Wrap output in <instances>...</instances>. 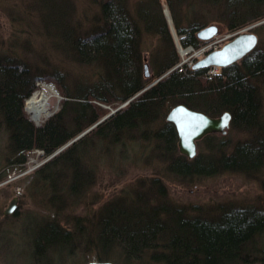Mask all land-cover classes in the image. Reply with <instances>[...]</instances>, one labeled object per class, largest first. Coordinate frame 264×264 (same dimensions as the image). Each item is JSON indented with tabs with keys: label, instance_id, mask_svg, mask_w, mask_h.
<instances>
[{
	"label": "trees",
	"instance_id": "obj_1",
	"mask_svg": "<svg viewBox=\"0 0 264 264\" xmlns=\"http://www.w3.org/2000/svg\"><path fill=\"white\" fill-rule=\"evenodd\" d=\"M59 1L47 6L50 11L41 15L40 24L48 36H55V47L79 66L92 67V75L71 91L68 75L44 58L40 65L26 58L0 56V129L7 135L9 154L17 156L15 165L23 166L25 155L34 149H41L46 156L53 155L101 121L102 108L94 102L118 106L133 99L71 143L38 174L62 163L71 168L79 166L78 156L83 155L93 138L125 148L128 142H146L153 137L171 154L178 140L176 129L169 122L158 123L164 113L177 106L210 117L230 113V127L250 133L251 142L240 143L232 153L218 156L215 148L222 149L212 142L214 134L208 135L204 140L208 151L215 152L213 157L206 153L187 162L182 155L173 162L175 174L201 178L235 172L249 177L264 168V49L259 43L241 61L223 68L213 80H207L206 68L185 73L172 71L163 77L179 60L160 0H140L136 7L131 0H92L95 9L83 20L75 19L66 0ZM166 1L182 45L203 44L197 32L206 25L193 23L185 28L180 19L183 9L187 10L182 6L184 0ZM208 1L216 5L221 1V21L229 30H242L264 20V0H239L237 4L236 0H203L209 4ZM146 35L158 38L149 59V77L145 76L142 51ZM38 80L55 82L65 97L60 111L41 126H36L24 113V101L35 91ZM152 127L157 129L152 131ZM219 145L223 146L224 141ZM86 178L82 173L71 176L78 182ZM154 181L151 180L147 191H136L129 204L100 214L84 230V242L97 249L98 260L120 264H253L258 257L264 259L259 248L264 244L263 208L230 210L232 216L225 211L215 212L214 217H191L168 204L162 185ZM49 226L36 240L39 253L51 247L50 242L72 241L70 232Z\"/></svg>",
	"mask_w": 264,
	"mask_h": 264
},
{
	"label": "rangeland",
	"instance_id": "obj_2",
	"mask_svg": "<svg viewBox=\"0 0 264 264\" xmlns=\"http://www.w3.org/2000/svg\"><path fill=\"white\" fill-rule=\"evenodd\" d=\"M55 1L57 0H0V56L26 58L40 65H43L41 60L44 58L51 66L68 75L67 85L71 91H75L82 80L92 75V67L79 66L62 49L55 47L53 45L55 36H48L40 24L41 15L48 14L46 12L50 11L49 7L55 4ZM66 1L70 5L67 9L74 10V17L77 20L89 17L95 9L92 0ZM139 1L131 0L132 6L136 7ZM160 1L179 60L169 71L170 73L195 70L197 61L204 59L207 55L205 53L211 47H220L238 36L240 32L254 33L258 37V46L264 49V26L260 28L264 20L242 30H229L226 23L221 21L223 16L222 11L219 10L221 1L216 5L212 3L213 1H208L209 4H207L203 0H184L185 5L182 6L187 10L182 8L183 12L180 15L182 26L186 28L193 24L189 18L191 20H195L194 17L200 18L194 23L206 26L216 25L220 34L211 41L205 40L206 43L198 47L193 45L184 47L167 1ZM237 2L239 0L235 3ZM64 6L66 7L65 4ZM166 11L170 13L169 16ZM185 14H189V17ZM157 45L158 38L147 35L144 37L142 51L147 66L150 65L151 53ZM149 67L151 69V66ZM206 70L210 71L211 79L222 73L221 70L208 69V67ZM35 85L34 92L39 89L47 90L48 87L56 88V95L50 101L52 115L45 116L39 122H36L27 111V100L32 94L24 101L26 117L36 126H41L60 111L65 97L53 81L38 80ZM94 104L102 108L101 122L125 107V105H102L98 102ZM168 107L169 105L166 109ZM166 114L161 116L158 125L168 122ZM98 124L100 123L92 127L95 128ZM156 129L157 127L151 128L152 131ZM213 136L215 137L212 142H216L222 149L218 151L215 148L219 153L218 156L232 153L235 146L240 143L250 144L251 142L250 133H245L242 129L234 130L231 127L225 133H216ZM145 141L128 142L123 148L125 145L122 147L109 145L93 138L83 155L80 153L78 156L79 166L71 168L62 163L60 167L52 166L38 174L42 167L69 145L50 156H46L41 149H34L25 155L27 159L23 166L15 165L17 156L9 154L7 135L0 129V264H87L90 262L120 264L121 262L98 260L99 252L96 248L85 244L83 232L98 220L100 214H109L111 209L129 204L132 201L129 198L136 191H147L151 180H155L154 183L156 182L155 184L159 186L162 185L168 204L179 210L182 209L191 217L198 214L202 217H214L215 212L224 213L225 211L232 216L230 210L234 209H264L262 203L264 202V168L255 171L249 177L235 172L218 173L215 176L201 178L178 176L172 165L183 155L178 146L179 140L176 141L171 154H168L162 148L163 144L155 138L151 137ZM221 141H224L223 146L219 145ZM208 148L207 142L201 139L198 142L195 158L206 153L212 158L215 152H209ZM183 156L186 157L187 162L195 159ZM73 173H82L87 178L82 182L72 180ZM14 198L18 199L17 208L11 214H6ZM49 225L59 226L73 234L72 241L70 244L50 242L52 246L40 250L39 253L35 249L36 240L43 233L42 230ZM259 248L262 249L260 253L264 254V244ZM253 264H264V259L258 257Z\"/></svg>",
	"mask_w": 264,
	"mask_h": 264
},
{
	"label": "water",
	"instance_id": "obj_3",
	"mask_svg": "<svg viewBox=\"0 0 264 264\" xmlns=\"http://www.w3.org/2000/svg\"><path fill=\"white\" fill-rule=\"evenodd\" d=\"M218 32L217 26H210L199 33V37L203 40H210ZM258 45V37L254 33L246 32L238 35L232 41L228 42L221 50L209 53L204 59L200 60L194 66L195 69L207 68L210 66L227 67L233 63L240 61L249 52ZM146 74L149 75L148 67ZM169 122L173 123L178 133V146L180 152L187 155L190 159L197 155V142L208 134L225 133L230 125V115L225 114L219 118L205 116L200 112L188 109L185 106L175 107L169 114ZM225 120L227 122L225 123ZM80 135L76 140L80 139L86 133ZM17 198L11 202L6 214H11L17 208ZM87 264H114L112 262H90Z\"/></svg>",
	"mask_w": 264,
	"mask_h": 264
},
{
	"label": "bare ground",
	"instance_id": "obj_4",
	"mask_svg": "<svg viewBox=\"0 0 264 264\" xmlns=\"http://www.w3.org/2000/svg\"><path fill=\"white\" fill-rule=\"evenodd\" d=\"M168 11V10H167ZM166 11V13H167V15L169 16V14L170 13H168ZM171 21V20H170ZM192 23H194V21H191ZM210 26H216V25H210ZM210 26H205V27H203L202 29H200L198 32H197V38L200 40V41H202V42H204V43H206V41L205 40H203V39H201L200 37H199V33L202 31V30H204V29H206V28H208V27H210ZM218 27V26H217ZM241 34L242 33H246V32H240ZM240 33H239V35H240ZM220 34V32H219V28H218V32H217V34L214 36V37H212L210 40H207V41H211V40H213V39H215L216 37H217V35H219ZM235 36V35H234ZM237 37V36H236ZM236 37H234V38H236ZM233 38V39H234ZM233 39H231L230 41H232ZM215 41V40H214ZM229 40L226 42V43H224V44H222L220 47H218V48H215V49H212L211 50V52H208V53H206V54H209V53H212V52H215V51H219V50H221L228 42H230ZM257 47V46H256ZM143 48V47H142ZM197 62H199V61H197ZM234 64V63H233ZM146 67H148L147 66V64H146V66H145V76L146 77H149V75L147 76V74H146ZM149 68V67H148ZM210 68H212V69H214V70H221L222 71V69L223 68H221V67H218V66H210V67H208V69H210ZM225 68V67H224ZM195 70H198V69H195ZM148 72H149V69H148ZM170 72H168L167 74H164L163 75V77L164 76H167L168 74H169ZM205 73H207L208 75H206V77H207V80H213V79H211V76L209 75V73H210V71L208 72V70H205ZM162 77V78H163ZM162 78H160V79H162ZM160 79H158V80H156L155 82H158ZM154 84H156V83H151L150 85H148L147 87H145V89H143L141 92H140V94H142L143 92H145L146 90H148L150 87H152ZM56 89V88H55ZM54 88H51V87H48V89L46 90V89H39V90H37L36 92H34V93H32V96L27 100V111H28V113H29V115H31L32 116V118L36 121V122H39L42 118H44L45 116H48V117H50L51 115H52V113H51V110H50V101H51V99L56 95V90H55ZM81 89V91H82V89L83 88H80ZM133 100V99H132ZM132 100H129L128 102H125L124 104H122V105H125V106H127L129 103H130V101H132ZM93 102V101H92ZM173 110V109H172ZM171 110V111H172ZM170 111V112H171ZM170 112L167 114V119H168V116H169V114H170ZM201 113V112H200ZM203 115H205L204 113H202ZM225 114H229L230 115V124H231V119H232V117H231V114L230 113H224L222 116H224ZM205 116H207V115H205ZM210 117V116H209ZM221 117V116H220ZM212 118H219V117H212ZM168 121V120H167ZM169 122V121H168ZM98 123H101V121L100 122H98ZM169 123H171V122H169ZM171 124H173V123H171ZM174 125V124H173ZM174 127H175V125H174ZM229 128H230V125H229ZM175 129H176V127H175ZM176 132H177V130H176ZM178 134V133H177ZM212 134H216V133H212ZM208 135H211V134H208ZM207 135V136H208ZM83 137V136H82ZM206 137V136H205ZM204 137V138H205ZM78 138V137H77ZM203 138V139H204ZM178 140H179V138H178ZM75 141H77L76 139H74L71 143H74ZM199 142V141H198ZM198 142H197V147H198ZM70 143V144H71ZM69 144V145H70ZM184 155V154H183ZM187 156V155H186ZM197 156V155H196Z\"/></svg>",
	"mask_w": 264,
	"mask_h": 264
},
{
	"label": "built area",
	"instance_id": "obj_5",
	"mask_svg": "<svg viewBox=\"0 0 264 264\" xmlns=\"http://www.w3.org/2000/svg\"><path fill=\"white\" fill-rule=\"evenodd\" d=\"M220 46H221V45H220ZM218 47H219V46H213V47L210 48V50H208V52H211L212 49H215V48H218ZM208 52H207V53H208ZM205 54H206V53H205Z\"/></svg>",
	"mask_w": 264,
	"mask_h": 264
},
{
	"label": "snow or ice",
	"instance_id": "obj_6",
	"mask_svg": "<svg viewBox=\"0 0 264 264\" xmlns=\"http://www.w3.org/2000/svg\"><path fill=\"white\" fill-rule=\"evenodd\" d=\"M227 122V120H225V123Z\"/></svg>",
	"mask_w": 264,
	"mask_h": 264
}]
</instances>
